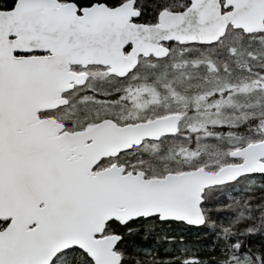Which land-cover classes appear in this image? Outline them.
I'll return each mask as SVG.
<instances>
[{
	"label": "snow or ice",
	"instance_id": "obj_1",
	"mask_svg": "<svg viewBox=\"0 0 264 264\" xmlns=\"http://www.w3.org/2000/svg\"><path fill=\"white\" fill-rule=\"evenodd\" d=\"M0 264H264V0H0Z\"/></svg>",
	"mask_w": 264,
	"mask_h": 264
}]
</instances>
